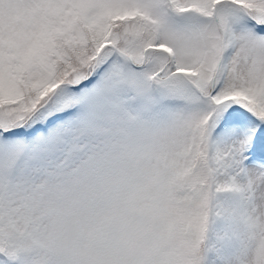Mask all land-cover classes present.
Wrapping results in <instances>:
<instances>
[{
  "label": "snow or ice",
  "instance_id": "1",
  "mask_svg": "<svg viewBox=\"0 0 264 264\" xmlns=\"http://www.w3.org/2000/svg\"><path fill=\"white\" fill-rule=\"evenodd\" d=\"M0 264H264V0H0Z\"/></svg>",
  "mask_w": 264,
  "mask_h": 264
}]
</instances>
